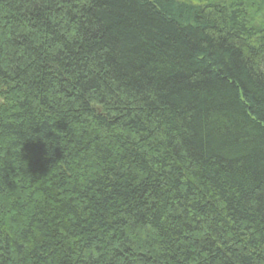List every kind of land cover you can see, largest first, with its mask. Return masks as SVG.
Listing matches in <instances>:
<instances>
[{
    "label": "trees",
    "instance_id": "16d2710c",
    "mask_svg": "<svg viewBox=\"0 0 264 264\" xmlns=\"http://www.w3.org/2000/svg\"><path fill=\"white\" fill-rule=\"evenodd\" d=\"M0 264H264V0H0Z\"/></svg>",
    "mask_w": 264,
    "mask_h": 264
}]
</instances>
